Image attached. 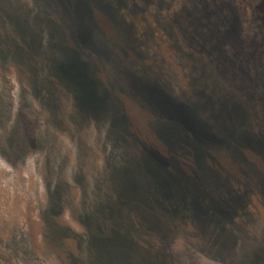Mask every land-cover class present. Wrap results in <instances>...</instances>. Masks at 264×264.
Returning <instances> with one entry per match:
<instances>
[{"label": "rangeland", "instance_id": "1", "mask_svg": "<svg viewBox=\"0 0 264 264\" xmlns=\"http://www.w3.org/2000/svg\"><path fill=\"white\" fill-rule=\"evenodd\" d=\"M98 262L264 264V0H0V264Z\"/></svg>", "mask_w": 264, "mask_h": 264}, {"label": "trees", "instance_id": "2", "mask_svg": "<svg viewBox=\"0 0 264 264\" xmlns=\"http://www.w3.org/2000/svg\"><path fill=\"white\" fill-rule=\"evenodd\" d=\"M169 152V151H168ZM172 154H170L169 153V158H171L172 156H171ZM153 167H155L156 169H157V171H158V173L159 174H161L162 176H164L165 178H168V176H171V175H174L176 172H174V171H172L171 169H169V167L167 166V167H165L163 164H159V166L158 167H156V166H153ZM181 171V170H180ZM161 181V180H160ZM162 183H161V185L163 186V184L165 185V183H166V181H161ZM168 191H170V189L168 190ZM99 263V262H98ZM99 264H101V263H99Z\"/></svg>", "mask_w": 264, "mask_h": 264}]
</instances>
